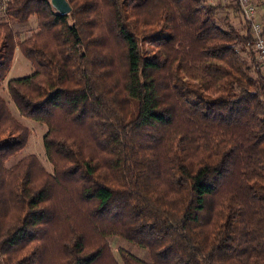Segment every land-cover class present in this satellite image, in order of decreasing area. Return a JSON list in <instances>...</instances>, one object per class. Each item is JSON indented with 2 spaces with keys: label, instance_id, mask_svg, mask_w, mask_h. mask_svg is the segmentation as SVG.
<instances>
[{
  "label": "trees",
  "instance_id": "1",
  "mask_svg": "<svg viewBox=\"0 0 264 264\" xmlns=\"http://www.w3.org/2000/svg\"><path fill=\"white\" fill-rule=\"evenodd\" d=\"M66 1L6 0L0 18V81L17 47L34 72L8 95L48 128L55 176L32 157L5 166L28 131L0 98V263L117 264L112 235L151 264H264V73L238 6Z\"/></svg>",
  "mask_w": 264,
  "mask_h": 264
},
{
  "label": "rangeland",
  "instance_id": "2",
  "mask_svg": "<svg viewBox=\"0 0 264 264\" xmlns=\"http://www.w3.org/2000/svg\"><path fill=\"white\" fill-rule=\"evenodd\" d=\"M210 3L216 4L218 2L223 1H216V0H209ZM257 8V16L256 19L260 24L264 23V0H254L253 1ZM6 0H0V18L3 16L4 8H5ZM224 3V2H223ZM257 3V4H256ZM155 3H152L149 5V7H145L143 12H141V15L144 18H147L146 20L148 22H152V14H153V6ZM227 15V16H226ZM221 17H228L230 23L239 31L242 30L243 27V21H240L238 16L233 15L232 13H225V15L222 13ZM14 30L17 33V41H24L25 39L33 36L34 34L38 33L39 29H37V22L34 17L29 18L27 23L24 24H16L14 26ZM45 37V35H42ZM48 38V37H46ZM49 39V38H48ZM117 57V56H116ZM120 58L115 61L116 66H120ZM121 69L120 67L115 70ZM34 72V67L27 58H25L22 53L18 50L16 47L13 52V58L10 64V68L8 72L6 73L5 79L3 81H0V98L4 100L5 103L9 104V108L11 110V113L14 117H16L23 126L28 131V138L26 141L25 146L13 154L5 163V166L10 169L16 166L21 160L27 159L28 157L34 158L37 163H39V166L43 170V172L47 175L54 176V168L52 163L49 161L47 157V153L44 147V136L46 135L48 128L42 124L38 123L36 121L23 118L20 113L15 109V107L12 104V101L10 100V97L8 95L7 91V83L10 80L14 79H20L26 76L31 75ZM66 130H69L67 127H65ZM77 132V130H75ZM56 180V179H54ZM68 188L65 190H61L58 192V196L61 197V199L69 201L68 196ZM70 203V202H69ZM76 211V210H75ZM74 217H78L77 214H74ZM108 246L110 247V252L112 255V259L117 262V264H122L120 260V254L121 252H126L134 257H136L138 260L145 264H151L152 263V256L151 252L146 248H140L139 246L130 243L129 241L125 240L124 238L118 237V236H107L106 239ZM107 260H109L108 257L104 258L101 261V264H108ZM1 264V263H0Z\"/></svg>",
  "mask_w": 264,
  "mask_h": 264
},
{
  "label": "built area",
  "instance_id": "3",
  "mask_svg": "<svg viewBox=\"0 0 264 264\" xmlns=\"http://www.w3.org/2000/svg\"><path fill=\"white\" fill-rule=\"evenodd\" d=\"M233 2L241 13L242 18L248 23L253 38L252 51L255 54L261 71L264 73V32L263 25L257 21V6L252 0H222ZM264 5V3H263Z\"/></svg>",
  "mask_w": 264,
  "mask_h": 264
},
{
  "label": "water",
  "instance_id": "4",
  "mask_svg": "<svg viewBox=\"0 0 264 264\" xmlns=\"http://www.w3.org/2000/svg\"><path fill=\"white\" fill-rule=\"evenodd\" d=\"M49 3L59 15H67L71 10L66 0H49Z\"/></svg>",
  "mask_w": 264,
  "mask_h": 264
},
{
  "label": "crops",
  "instance_id": "5",
  "mask_svg": "<svg viewBox=\"0 0 264 264\" xmlns=\"http://www.w3.org/2000/svg\"><path fill=\"white\" fill-rule=\"evenodd\" d=\"M216 1H218V0H216Z\"/></svg>",
  "mask_w": 264,
  "mask_h": 264
}]
</instances>
